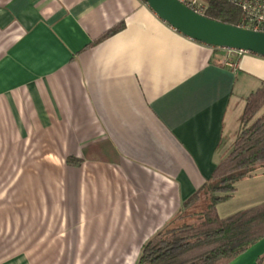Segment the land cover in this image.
Segmentation results:
<instances>
[{"label": "crops", "instance_id": "obj_1", "mask_svg": "<svg viewBox=\"0 0 264 264\" xmlns=\"http://www.w3.org/2000/svg\"><path fill=\"white\" fill-rule=\"evenodd\" d=\"M223 56L142 0H0V178L37 210L35 256L136 263L210 180L264 85V57L233 56L232 69ZM262 180L264 168L236 183L244 208L264 202ZM263 256L264 240L228 264Z\"/></svg>", "mask_w": 264, "mask_h": 264}, {"label": "trees", "instance_id": "obj_2", "mask_svg": "<svg viewBox=\"0 0 264 264\" xmlns=\"http://www.w3.org/2000/svg\"><path fill=\"white\" fill-rule=\"evenodd\" d=\"M238 1L201 0L203 15L238 26L242 18ZM263 108L264 85L245 99L239 133L210 180L184 203L174 222L142 245L135 264H228L264 240V202L225 217L216 213L219 203L233 197L239 180L264 168ZM201 196L204 203L200 210L189 211ZM256 264H264V256Z\"/></svg>", "mask_w": 264, "mask_h": 264}, {"label": "rangeland", "instance_id": "obj_3", "mask_svg": "<svg viewBox=\"0 0 264 264\" xmlns=\"http://www.w3.org/2000/svg\"><path fill=\"white\" fill-rule=\"evenodd\" d=\"M263 111L264 108L262 109V112ZM263 187L264 180L259 184V188ZM12 189V178H0V264H11L13 260L16 259L13 256L19 253H27L29 249H31L30 253L33 252L34 256L28 259H17V261H21L25 264H28V262L32 264H46V260L44 261L42 257L35 256V251L45 248L47 244L46 241L40 240L44 238L45 235L43 224L41 226H35L32 225L29 220L30 216H36L37 210L35 208H29V204H27L28 202L25 200H22L20 205L19 203H15ZM248 202H250V197H247L246 190H244V188L240 189L231 199L219 203L216 206V213L219 217H225L236 211L242 210V208L247 206L245 204H248ZM203 203L204 197L201 196L189 208V211L194 210V212H198ZM38 212H42V216L38 218L42 217V223H44L43 211L38 210ZM52 260L54 261V259ZM71 261L72 259H70V262ZM55 263L57 262L54 261L53 264Z\"/></svg>", "mask_w": 264, "mask_h": 264}, {"label": "water", "instance_id": "obj_4", "mask_svg": "<svg viewBox=\"0 0 264 264\" xmlns=\"http://www.w3.org/2000/svg\"><path fill=\"white\" fill-rule=\"evenodd\" d=\"M165 24L184 37L223 50L264 57V32L243 29L208 19L180 0H142Z\"/></svg>", "mask_w": 264, "mask_h": 264}, {"label": "built area", "instance_id": "obj_5", "mask_svg": "<svg viewBox=\"0 0 264 264\" xmlns=\"http://www.w3.org/2000/svg\"><path fill=\"white\" fill-rule=\"evenodd\" d=\"M185 6L189 7L196 13L203 15V4L201 0H180ZM238 6L242 11V18L237 27L264 32V0H239ZM224 56L220 63L229 68H236V64L230 62L233 56L240 57L245 52L234 50H223Z\"/></svg>", "mask_w": 264, "mask_h": 264}]
</instances>
